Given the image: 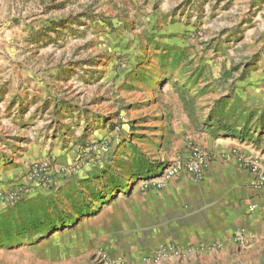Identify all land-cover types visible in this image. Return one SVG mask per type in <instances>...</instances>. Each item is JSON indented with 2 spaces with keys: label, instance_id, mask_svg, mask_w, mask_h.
Here are the masks:
<instances>
[{
  "label": "rangeland",
  "instance_id": "rangeland-1",
  "mask_svg": "<svg viewBox=\"0 0 264 264\" xmlns=\"http://www.w3.org/2000/svg\"><path fill=\"white\" fill-rule=\"evenodd\" d=\"M234 135L264 150V0H0V193L23 191L0 203V264H127L113 247L150 225L135 200ZM44 217L61 223L16 229Z\"/></svg>",
  "mask_w": 264,
  "mask_h": 264
},
{
  "label": "crops",
  "instance_id": "crops-1",
  "mask_svg": "<svg viewBox=\"0 0 264 264\" xmlns=\"http://www.w3.org/2000/svg\"><path fill=\"white\" fill-rule=\"evenodd\" d=\"M246 140L238 135L216 138L208 146L212 158L201 180L180 173L160 195L138 197L136 209L150 225L146 229L140 225L144 230L139 231L142 238L137 244L118 245L113 252L127 264H140L164 243L202 249L204 254L194 264H264V187L251 185L253 174L234 156L264 158V150ZM250 205L256 207L253 212ZM238 229L254 236L251 248L234 246L232 235Z\"/></svg>",
  "mask_w": 264,
  "mask_h": 264
},
{
  "label": "built area",
  "instance_id": "built-area-1",
  "mask_svg": "<svg viewBox=\"0 0 264 264\" xmlns=\"http://www.w3.org/2000/svg\"><path fill=\"white\" fill-rule=\"evenodd\" d=\"M241 168L248 170L253 174L254 179L251 185L257 189L264 187V158H244L239 155H234ZM212 155L210 153H205L197 146H192L190 150V156L187 161L176 162L173 166L166 170V177H173L177 175L180 171L184 170L194 179H200L204 168L207 166ZM49 167L46 163L33 165L28 173V180L31 183H45L49 177ZM23 193L22 188L16 191H9L5 193H0V203L8 207L14 206L20 199V195ZM255 205H250L248 210L253 212L255 210ZM232 243L238 249H249L254 244V236L247 232L245 229H238L232 235ZM211 248H219V245H212ZM202 250V249H201ZM192 250H180L176 247H165L162 249L158 258H185L190 255ZM116 264H121L117 262Z\"/></svg>",
  "mask_w": 264,
  "mask_h": 264
},
{
  "label": "trees",
  "instance_id": "trees-1",
  "mask_svg": "<svg viewBox=\"0 0 264 264\" xmlns=\"http://www.w3.org/2000/svg\"><path fill=\"white\" fill-rule=\"evenodd\" d=\"M147 165H144V163H142L141 161H140V163H139V166H138V169L139 170H137L138 171V173H131V175L132 176H139V177H144V176H146V172H147V174H150V173H152V167H146ZM149 168V169H148ZM120 182H116L115 184L117 185V184H119ZM19 205L20 204H18L16 207H19ZM1 218H0V221L1 222H5V219H6V215H2V216H0ZM47 219V217H44L43 219H40V220H38V221H36L35 219H31L30 221H26L25 223H23L22 225H19L16 229L18 230V231H20V233H29L30 232V229L28 230V229H26V226L25 225H29V226H31L32 228H35V229H37L38 230V232L39 233H41V235L42 234H44V233H46L49 229H57L58 228V226L60 225V223L61 222H59L58 220H55V219H52L51 221H48V220H46ZM66 224L68 223V221H66L65 222ZM40 230V231H39ZM42 230V231H41ZM0 231H2V232H4V231H7V227H6V229H2V230H0Z\"/></svg>",
  "mask_w": 264,
  "mask_h": 264
}]
</instances>
